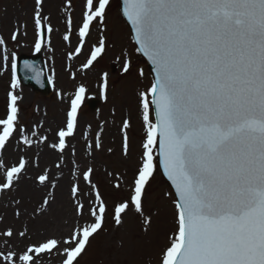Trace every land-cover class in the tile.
I'll use <instances>...</instances> for the list:
<instances>
[{
	"label": "snow or ice",
	"instance_id": "obj_1",
	"mask_svg": "<svg viewBox=\"0 0 264 264\" xmlns=\"http://www.w3.org/2000/svg\"><path fill=\"white\" fill-rule=\"evenodd\" d=\"M52 2L31 0L35 52L51 49L58 31L51 23ZM123 2L134 51L151 65L149 86L136 91L143 126L140 156L130 178L116 175L118 182L112 185L119 192L123 183L127 190L113 198L94 182L107 122L98 123L97 130L81 124L87 98L83 83L67 96L57 93L67 105L59 123H48L46 110L40 117L39 107L38 118L24 121L23 97L12 76L0 110V196L8 197L0 206V264H43L54 252L60 253V264H79L106 222L120 227L129 214L147 233L159 215L148 207V197L160 170L169 182L163 197L172 207L173 229L157 253V264H264V0ZM73 9V0L56 5L58 14L66 13L60 35L67 46L65 59L72 62L66 65L68 78L76 81L78 74L92 72L108 51L111 0H81L79 20L73 19ZM28 27V20H17L8 39L0 34V76L10 60L14 72L16 53L9 42L26 38ZM116 60L120 77L135 73L144 79V68L134 65L124 50ZM73 63L79 64L75 71ZM99 81L107 102L109 73L103 72ZM110 112L115 118V105ZM117 127L120 156L128 159L131 114L122 112ZM106 151L114 154L112 147ZM25 178L39 194L35 203L29 199L31 209L15 195ZM63 186L73 216L67 234L40 231L34 239L30 222L52 212Z\"/></svg>",
	"mask_w": 264,
	"mask_h": 264
},
{
	"label": "rangeland",
	"instance_id": "obj_2",
	"mask_svg": "<svg viewBox=\"0 0 264 264\" xmlns=\"http://www.w3.org/2000/svg\"><path fill=\"white\" fill-rule=\"evenodd\" d=\"M77 2H80L79 7L81 8V0H73L74 6ZM58 3L59 0H53L50 6L51 9H56ZM117 6L118 4L116 0H111V10L108 14L107 28L108 30L113 29L117 31L118 37L121 35L120 39L124 40V43L121 44L123 45L122 48L127 44L128 49L124 51L132 59L134 65L144 68L145 74L148 77L145 65L139 60L137 52L134 51V45L130 39L129 30L122 20L117 10ZM31 7V0H0V34L6 39L9 38L14 21H29L28 36L26 38L21 36L18 43L9 42L10 51L15 52L18 57L33 54L32 25L29 19ZM60 15L64 16L66 14L60 13ZM72 17L74 20H79L80 14L77 15V13H74L72 14ZM57 23L60 24V22ZM95 38L96 37H94V39ZM111 38V36L108 37L109 48L106 55L95 67L96 69H100V71L103 69L101 73H109L110 90L108 101L105 102L101 100L99 102L100 104H98L97 108L92 113L88 111L86 106L81 108L80 120L82 125L90 123L94 130H97L96 125L98 123L107 122V132L103 137L105 150L96 156L94 182L97 183L98 188H100L106 196L116 198L124 195L127 190L123 183V191L118 192L113 190L112 185L118 182L115 178L116 175L123 176L124 173H127V176L124 177V179L126 180L130 178L140 156V141L143 137V126L137 113L136 91L137 89L143 90L144 87L141 88V80L136 78L135 73H133L132 76L120 77V65L117 63L116 58L120 56L121 53H117L122 48H117L118 39L115 42H112ZM44 60L46 63H50V60ZM11 63L12 61L10 60L9 68ZM9 68L7 71H4L3 76H0V110L3 109L8 82L11 78ZM50 70H52L51 67ZM75 84L77 83H70L69 87L61 88L59 91L55 90L54 87L51 94L46 97L31 92V90L26 87H19L18 90L16 89L15 91L17 94L23 97V103L20 102L22 120L32 121L33 119L38 118L35 113L37 107L40 109V117L43 116L45 110L47 111L48 115L46 119L48 123H52V120L56 118V112L60 114L61 120L63 110L67 105L60 101L57 93L62 92L67 96L70 91L74 90ZM84 85L86 86V84ZM98 85V78H96L93 90L88 91L87 89V100L98 101V99L101 98ZM20 90H22V92ZM113 105H115L117 109V115L115 118L110 112ZM57 109H61V112L57 111ZM132 109H134L135 115L132 114ZM122 112L130 113L132 119V128L128 133L131 140V150L128 159H123L120 156L121 136L118 132L117 126L120 123V114ZM113 121H115V123H113ZM109 147L114 149L113 155L107 153L106 150ZM77 149L78 152L82 151L79 145H77ZM10 152L11 149H9V152L5 153V155L8 156ZM108 172L113 173V175L109 176L107 174ZM26 184L25 188L21 187L20 189L19 187V191L15 195L23 198L26 204H28L29 199H31L32 203H35L39 194L31 190L29 180ZM165 191H169V189L161 180L160 175L157 172L155 179L152 181L151 187L149 188L150 194L148 197V207L158 209L159 215L153 217V222L148 232L145 233L142 231L141 222L131 214H129L128 217H125V222L120 227H116L109 219L105 224V230L96 236L95 239L91 240L85 253L82 254L79 264H147L149 259H151V264H157V253L160 248L167 243V237L171 234L173 229L172 207L169 204L170 202L163 197ZM64 192L68 199L66 186ZM56 196L57 203L52 205V212L48 216L37 220L34 224L30 222V227L33 228L34 239L37 238L36 234L40 231H43L46 234H67L73 220L72 209L69 202L66 206L62 207L60 190H57ZM7 199V196H0V206H2ZM108 202L109 205H111L112 201L109 200ZM28 207L31 209V204H28ZM0 210L3 209L0 208ZM7 211L10 213V209ZM8 219L11 220L10 215L8 216ZM26 242L27 241H24L23 243ZM120 242L123 243V247L120 246ZM60 261V253L54 252L52 255L44 258L43 264H60Z\"/></svg>",
	"mask_w": 264,
	"mask_h": 264
},
{
	"label": "bare ground",
	"instance_id": "obj_3",
	"mask_svg": "<svg viewBox=\"0 0 264 264\" xmlns=\"http://www.w3.org/2000/svg\"><path fill=\"white\" fill-rule=\"evenodd\" d=\"M79 7L76 8V11H75V14L77 13L78 15L80 14V11H79ZM56 9H53V13H54V16L56 18ZM52 21H54L53 17H52ZM52 23V22H51ZM53 27L55 29H58V31H55L53 33V45L51 47V49H54L51 50L49 48H46L42 51L43 53V56L44 57H47V58H50L48 56L47 53H49L52 58L51 59H54V62H53V68L54 70H56L57 72V77H58V88L61 87H68L70 85V82L66 79V73L65 71L63 70L62 66H61V56H62V49H63V43L61 41V38L59 36L61 30H62V27L60 25H57V22H53L52 23ZM113 40H115V37H113ZM118 41V40H117ZM120 43L123 44L124 43V40L122 39H119ZM73 66H76V63H73ZM3 76V75H2ZM95 73H89L87 75V77L84 79V82L87 83L88 87H89V90L92 91L93 90V85H92V81L95 80ZM77 80H80L79 78ZM57 111H60L61 112V109H57ZM132 114L135 115V111L134 109L132 110ZM59 120H60V114H58L56 112V118L53 119L52 121H55L56 123H59ZM28 181L27 178H25L24 180L21 181L20 183V189L21 187L22 188H25L26 187V182ZM64 188L65 186L62 187V189L60 190V194H61V205L62 207L63 206H66L68 204V199H67V196L65 195V192H64Z\"/></svg>",
	"mask_w": 264,
	"mask_h": 264
},
{
	"label": "water",
	"instance_id": "obj_4",
	"mask_svg": "<svg viewBox=\"0 0 264 264\" xmlns=\"http://www.w3.org/2000/svg\"><path fill=\"white\" fill-rule=\"evenodd\" d=\"M122 1V7L124 6V2H123V0H121ZM146 58V57H145ZM146 60H147V58H146ZM147 62H148V60H147ZM148 64H149V66H150V68H151V65H150V63L148 62Z\"/></svg>",
	"mask_w": 264,
	"mask_h": 264
}]
</instances>
